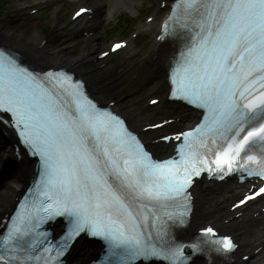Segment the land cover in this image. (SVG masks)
<instances>
[{
    "label": "snow or ice",
    "instance_id": "snow-or-ice-1",
    "mask_svg": "<svg viewBox=\"0 0 264 264\" xmlns=\"http://www.w3.org/2000/svg\"><path fill=\"white\" fill-rule=\"evenodd\" d=\"M159 38L179 44L171 98L200 117L171 135L167 119L144 129L159 130L173 147L167 159L154 158L142 135L82 81L32 71L0 50V122L38 160L31 188L0 221V264H65L86 237L103 241L99 264H189V248L193 255L236 249L211 226L189 243L174 228L187 223L188 189L205 171L251 184L234 207L264 198V0H176ZM55 224L63 226L58 234Z\"/></svg>",
    "mask_w": 264,
    "mask_h": 264
},
{
    "label": "bare ground",
    "instance_id": "bare-ground-1",
    "mask_svg": "<svg viewBox=\"0 0 264 264\" xmlns=\"http://www.w3.org/2000/svg\"><path fill=\"white\" fill-rule=\"evenodd\" d=\"M80 1L86 2V0ZM158 1L160 3L162 0ZM133 2V0H117L111 3L110 8L113 5L124 4V7L133 11L135 10L133 8ZM104 6L105 0H97V2L88 4V9L92 12L91 18H79L71 22L69 26L73 30V33L79 34L92 31L100 21L98 16L104 9ZM0 43L14 50L21 55L25 62L36 67H66L74 71L84 79L89 92L95 99L102 104L112 103L113 108L129 121L130 126L135 131L143 136L155 153H160L168 148L156 143V135L159 131L149 130L146 133L144 132V129H147L149 123L161 122L157 119L160 116H171L175 119V123L171 126H165L164 130L166 132L172 128L176 129L188 126L195 119L193 112H187L182 107L170 105L164 99L166 93V85L164 83L166 67L163 58L168 53V48L166 50L163 45L158 44L156 41L151 42L148 51L144 55L142 68L143 80L141 82L144 90L149 89L160 100L157 106L153 108H147L146 106H140L139 108L135 106L131 107L127 97L114 94L112 91H109V88L101 84V79L107 75L106 72L114 71L115 65L106 60H97L94 46L90 50L85 51L81 56L72 57L58 48L61 44L58 43L57 39L44 35L35 27L28 32H24L23 30H10L2 25H0ZM0 130L4 133L3 144L5 143L3 145L4 149L2 153L4 154L2 158L3 160L11 161L15 166V174L8 187L5 188L0 196L1 218L12 207L14 198L26 185L32 173L33 163L26 156L15 159L11 145V133L1 125ZM5 169H7V165H5ZM242 189L243 187L235 186L231 182L214 186L205 183L197 185L195 189L196 209L190 225V231L195 232L197 228L205 224H213L220 231L234 235L239 244V250L232 257L233 260L229 264H264V258L262 259L260 254H258L259 256L257 255V252L261 248L264 249V241H262L264 239V221L261 222V215L257 214L255 210L256 205L242 209L238 217H235V214L229 212L224 214V210L222 209V203L225 198L228 195L232 196L237 190H244ZM214 194L216 196L212 197V205L209 206L206 202L207 196H213ZM224 221L226 222L224 223ZM255 222H259V224ZM253 224L256 226L254 229L255 232L253 235H250V225ZM245 257H247L246 260ZM195 264L203 263L196 262Z\"/></svg>",
    "mask_w": 264,
    "mask_h": 264
},
{
    "label": "rangeland",
    "instance_id": "rangeland-1",
    "mask_svg": "<svg viewBox=\"0 0 264 264\" xmlns=\"http://www.w3.org/2000/svg\"><path fill=\"white\" fill-rule=\"evenodd\" d=\"M115 1L117 0H105L104 9L98 16L100 21L94 27L91 35L87 37L83 33H73V30L67 25L70 13L74 7L82 3H71V0L64 2L0 0V25L10 30H23L24 32H28L35 27L44 35L57 39L58 43L61 44L58 47L60 50H63L72 57H79L93 46L95 53L107 49L110 41L109 36H106V34L109 29L116 27L115 25H119L118 23L116 24V19L126 21L128 18V21L134 26L133 30L140 33L135 39L131 40L132 48L129 52H121L115 56L107 57L117 68H122L118 69V71L106 72L107 75L101 79V84L109 88V91H112V93L127 97L131 107H145L147 99L154 97L156 94L152 93L149 89H142L138 85V77H142L144 55L152 40V34L156 28L157 21L162 15L157 12V0H133V8L135 9L133 11L124 7V4L113 5L110 8L111 3ZM93 2H97V0H86L82 4H92ZM35 8L37 9V13L29 15L28 11ZM114 10H116V13L113 14ZM152 13L157 15L156 18L154 17V26L142 30L144 18ZM123 38L117 37L112 40L116 41ZM91 68L93 69V67ZM135 76L136 78L133 80ZM3 145V142L0 140V196L5 188L8 187L15 174L14 164L2 158L4 154L2 153L4 149ZM5 165L8 167L6 170ZM212 197H215V195L207 196L206 202L209 206L212 205ZM229 204L230 198L222 204L225 211ZM255 228L253 225H250V235H253ZM260 257L264 258V251L260 254Z\"/></svg>",
    "mask_w": 264,
    "mask_h": 264
},
{
    "label": "trees",
    "instance_id": "trees-1",
    "mask_svg": "<svg viewBox=\"0 0 264 264\" xmlns=\"http://www.w3.org/2000/svg\"><path fill=\"white\" fill-rule=\"evenodd\" d=\"M119 32H120V31H119ZM114 33H115V31H112V32L110 33V34H111L110 37H111V36H114Z\"/></svg>",
    "mask_w": 264,
    "mask_h": 264
}]
</instances>
